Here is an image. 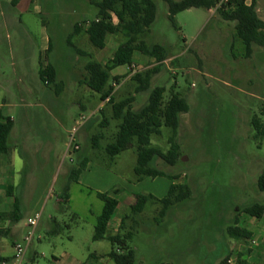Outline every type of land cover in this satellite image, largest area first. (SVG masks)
<instances>
[{"label":"rangeland","instance_id":"1","mask_svg":"<svg viewBox=\"0 0 264 264\" xmlns=\"http://www.w3.org/2000/svg\"><path fill=\"white\" fill-rule=\"evenodd\" d=\"M153 1L157 17L144 40L150 47H166L169 59L163 70L153 77L150 90L136 95L132 108L135 112L141 111L157 87L166 89L165 102L173 94L187 101L190 111L182 115L177 139L180 161L172 167L156 159L152 165L176 177V183L188 185L192 197L173 207L163 220L158 217L160 205L155 202L148 204L144 213L135 218L138 225L128 219L126 231H135L129 245L136 253L135 264H218L225 242H246L231 239L227 229L236 218L241 223L242 220L250 223L251 217L245 215L243 209L264 201V194L257 186L264 170V137H258L252 127L254 118L264 125V49L255 47L253 56L247 59L243 42L236 36L235 23L225 21L217 11H185L175 17L173 25L168 5L163 0ZM248 3L251 4V0ZM257 3L259 15L264 20V0H257ZM97 13L91 0H21L16 11L17 28L8 31L0 27V103L7 88L19 95L23 82L27 88L35 87L39 92L37 96L48 90L40 77L41 64L46 63L47 58L56 66L57 76L66 91L62 96L67 107L66 128L56 137L59 139L57 148L61 149L60 160L56 165L53 161L35 167L31 172L28 190L18 193L24 198H21L22 218L16 226L22 228L23 234L3 239L22 242L33 231L28 219L41 215L27 254L29 257L36 251L40 255L36 264H54L53 256L81 264H115L111 259L89 260L93 254H106L111 250L108 241L92 240L104 205L94 193H89L88 188L101 189L96 182L91 183L90 175L72 185L70 210L62 207L59 211L58 198L67 184L65 174L78 165L80 157H88L111 170L114 184L110 191L102 189L100 193L121 191L116 196L120 206L110 225L113 234L124 216L132 217L130 207L136 195H152L160 200L166 197L172 183L167 178L137 182L134 150L125 151L114 160L103 151L113 141L119 122L112 119L109 103L104 105L96 93H89L87 86L81 84L88 59L78 56L73 48L92 55L103 65L113 58L122 43L120 37L110 36L107 48L99 51L85 34H73L77 23L84 26L85 22L93 21ZM42 28L51 39L50 53H44ZM134 62V73L128 66L112 72V78L123 77L121 84L115 85L117 102L135 95L137 83L132 77L136 72L156 66L154 59L138 53L134 55ZM110 84L115 82L111 80ZM13 103L11 116L19 119L22 109L18 105L21 103L18 100ZM26 104L34 106L37 102L27 101ZM80 104L85 108L81 110L82 117L88 119L85 127L78 125L80 120L82 122ZM31 109L37 114L39 127L44 132L54 125L43 108L34 106ZM23 110L27 112L28 108ZM97 135L104 138L99 142L101 151L93 150L91 141ZM171 135V129L163 127L160 136L151 138L152 146L167 153ZM76 145L79 146L77 151ZM3 217L8 219L9 216ZM52 218L59 221L64 231L60 237L47 241L46 232ZM40 237L46 241L38 242ZM214 242L223 243L215 245ZM212 244L216 250L209 252ZM7 255L10 256L11 251Z\"/></svg>","mask_w":264,"mask_h":264},{"label":"trees","instance_id":"2","mask_svg":"<svg viewBox=\"0 0 264 264\" xmlns=\"http://www.w3.org/2000/svg\"><path fill=\"white\" fill-rule=\"evenodd\" d=\"M163 1L168 5L169 19L175 25V17L178 14L192 9L210 11L215 9L221 0ZM248 1L229 0L217 12L225 21L235 23L236 36L243 42L246 50L245 57L250 59L254 54L255 47L264 49V20L261 19L257 11L256 0H251V4H248ZM91 4L98 9L96 18L93 21L85 22L84 26L77 23L74 26L73 34L77 36L85 34L90 44L99 51L106 49L108 37L114 36L122 39V43L114 53L113 58L105 65L94 60L92 55L73 46L78 56L88 59L85 65L86 74L81 84L98 94L102 102L109 99L108 103L113 114L112 119L119 122L118 131L113 141L103 151L105 155L114 160L121 153L134 150L137 155V164L134 169L137 182L147 178H167L172 181L169 191L163 199H156L152 195H136L135 203L130 207L132 217L129 215L124 216L115 234L111 232L110 225L119 208V201L114 196L119 194L120 189H116L111 193L96 194L104 206L102 213L97 218L92 238L93 242L108 241L112 250L107 257L115 264H135L136 253L129 245L135 231H126V221L131 218L134 220L135 225H138L135 218L142 215L148 204L153 202L160 205L158 217L163 220L173 207L188 201L192 197V191L188 185L176 183V177L156 170L152 165L156 159H161L172 167L180 161L178 131L182 123V115H187L190 108L187 101L178 94H173L165 102L166 89L157 87L151 92L148 103L143 109L139 112L133 111L132 105L136 101V95L150 90L153 77L163 70L165 62L169 59L166 47L161 45L150 47L144 40L156 21L157 7L154 1L91 0ZM70 45L72 44L70 43ZM136 53L154 59L156 66L144 72H136L132 77V80L137 83L135 95L117 102L115 85H120L123 77L116 76L112 78V72L119 67L128 66L131 73H134V55ZM40 77L43 83L54 85L58 76L55 67L44 63L41 64ZM111 80L115 84H110ZM104 124L107 125L108 122H104ZM163 127H167L172 131V135L168 140L170 150L167 153L152 146L151 141L153 136L161 135ZM252 127L257 132L258 137H264V125L260 119L254 118ZM13 128V121L0 115V153L3 155L9 151V139ZM102 139L104 138L101 135L92 138L93 150L101 151L99 142ZM90 161V158L84 157L77 166L71 168L63 195L60 196L61 206L68 205L71 187L73 184L78 183ZM257 186L259 192L264 194V170L259 176ZM10 196H12L11 193ZM243 213L251 218L262 219L264 217V201L245 207ZM11 217L17 222L21 219V200L18 198H14V211ZM74 218H76L75 215ZM239 224V219L236 218L233 225L227 229V235L236 241L250 240L252 233L240 228ZM63 231L64 228L59 221L53 218L52 228L47 235L50 238H55L61 236ZM1 234L0 231V237ZM222 264H228L227 260ZM239 264L246 263L240 259Z\"/></svg>","mask_w":264,"mask_h":264},{"label":"crops","instance_id":"3","mask_svg":"<svg viewBox=\"0 0 264 264\" xmlns=\"http://www.w3.org/2000/svg\"><path fill=\"white\" fill-rule=\"evenodd\" d=\"M20 3L21 0H4L0 3V20L2 21V23L0 24L1 28H6L8 31L12 30L13 28H17L18 20L16 17V11ZM256 4H258L257 0ZM256 8L259 13L258 6ZM40 34L44 42V53H50L52 50L50 36L48 35L45 28H42ZM47 60L46 64L52 65L56 69L54 63ZM44 86L48 90H45L43 94L39 96L36 95L39 94V92L35 90L36 88H27L25 86V82H23V89L21 88V91L18 92L19 95H16V91H14L12 88H7L4 93L5 95L1 99L0 103V105L2 106L0 115L10 118L14 123V128L9 139V151L4 155L0 153V231L2 233L0 237V260H3L0 261V264H9L13 259L16 244L21 243L19 239L11 242L3 241V239L18 237L23 234L22 228L16 226L18 222L13 217H11L14 211V198H18L20 200L21 198H24V196L18 195V193L19 191L23 192L28 190V184L32 182L31 172L34 171L35 167H43L53 161H55L56 165V163L60 160L61 149L57 148L56 143L59 139L56 137L57 134L60 133L61 129L65 130L66 128L65 118L67 107L62 102V96L66 91L63 82L58 77L54 85L44 83ZM87 91H89V93H93L89 88L87 89ZM15 100H18L21 103L18 105V107L22 109V115L19 117V119H17V117L11 116L13 108L15 107L13 103ZM34 100H36L37 102V104L34 105L35 108H43L45 114L51 120H53L54 125L52 127L49 126V128L45 132L41 129V127H39L37 114H35V112L31 109L34 106L26 104L27 101ZM104 103L105 102H103V104ZM78 107L80 111L85 110V108L81 104ZM23 108H28V110H26L27 112H25ZM94 114L95 112L92 113V116ZM83 115L84 113H82L81 111V114L79 116L82 117ZM36 136L38 138L35 139L34 137ZM69 155H72V153H70ZM83 158L84 157H80L79 162H81ZM87 175H90V181L92 184L93 182H96V184L101 187V189H96L97 191H92L91 188H88L90 189V194L94 193L96 195L97 193H100L102 189L108 192L111 190V187L114 184V176H112L111 170L99 166L93 161H90L88 163L86 170L82 173L78 183L76 184H79L81 181L85 180ZM65 177L68 182L69 174H65ZM10 193L12 194V196H10ZM120 194L121 191H119L117 197ZM114 197L116 198V196ZM58 199L59 211L62 207H64L65 211L70 210L71 197L67 206H61L62 201L60 199V196ZM6 215L9 216L7 217L8 219H4L3 216ZM3 219L10 220L11 222L3 221ZM30 219L32 218H29L28 221ZM241 224L242 225L239 224V227L251 232L252 238L244 243L225 242V250L217 260L218 264H222L225 260H227L228 264H239L240 259H242V261L246 264H264V217L262 219L251 218L250 223H244L242 220ZM51 228L52 222L50 228L46 232L47 241L54 239L48 237L47 235ZM46 240L44 237H40L38 239V242L41 243ZM249 241H253L255 242V244L253 245ZM219 243L223 242H214L215 245H218ZM10 244H12L13 247H8V245ZM214 244L211 245L212 247L209 249V252H214L216 250H213L215 246ZM10 251L11 255L9 256L7 255V253H9ZM110 252L101 255L93 254L89 257V260L99 262L100 260L109 259L107 255ZM232 254L234 255V257H231ZM39 257L40 255L36 251H33L29 257L27 255V260L30 262V264H36ZM67 259H69V257H67ZM53 261L54 264H81L77 263L75 260L67 262L63 259H59L56 256H53Z\"/></svg>","mask_w":264,"mask_h":264},{"label":"built area","instance_id":"4","mask_svg":"<svg viewBox=\"0 0 264 264\" xmlns=\"http://www.w3.org/2000/svg\"><path fill=\"white\" fill-rule=\"evenodd\" d=\"M228 1L229 0H221L217 4V7L215 9L210 10L208 12L213 13L217 11L218 9L222 8L224 4H227ZM108 102H109V99L105 101V103H108ZM1 110H2V106L0 105V111ZM81 119H82V122L80 120V122L78 123L79 127L84 126L88 120L86 117H81ZM72 143H75V140H73ZM75 149H76L75 151H77L79 149V146L76 145ZM40 219H41V215L37 214V216L34 219H30L28 221V226L32 228L33 231L21 243L16 244L13 259L11 260L9 264H30V262L27 260V252L34 240L35 229L37 228ZM250 243L253 245L255 244V242L253 241H251Z\"/></svg>","mask_w":264,"mask_h":264}]
</instances>
